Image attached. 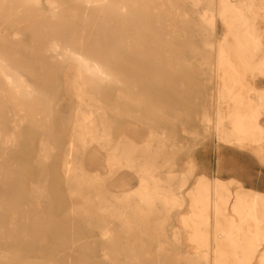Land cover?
Returning a JSON list of instances; mask_svg holds the SVG:
<instances>
[{"label":"rangeland","instance_id":"rangeland-1","mask_svg":"<svg viewBox=\"0 0 264 264\" xmlns=\"http://www.w3.org/2000/svg\"><path fill=\"white\" fill-rule=\"evenodd\" d=\"M202 8L210 14L206 0L193 6L199 26L190 23L160 37H146L156 70L144 71L140 53L127 51L130 41L141 39L137 21H131L132 36H108L109 29L101 24L87 30L91 34L87 32L82 40L88 46L132 74L133 99L117 96L115 87L102 90L105 95L100 93V99L89 94L78 98L73 75L61 69L64 85L56 91L54 116L26 121L11 112L13 106L1 107L2 135L10 139L6 147L0 141V194L6 207L17 213L14 218L0 215V264H260L264 244L252 260H245L252 253L246 232H232L231 243L226 240L221 247L225 252L216 251L213 233L221 220L211 205L215 184L224 181L231 190L243 186L234 179H221L205 152L232 147L250 151L263 164L264 131L261 141L241 143L224 138V134L231 136L227 130L216 131L217 110L222 127L232 128L228 114L234 104L218 97L221 78L217 74L226 69L216 68L218 53L209 52V43L222 41L227 29L220 20L213 21L214 27L202 25ZM257 27L264 33V20ZM193 29L202 30V35L196 36ZM74 32V41L81 40L79 17ZM165 47L169 51H153ZM132 48L137 51L141 46ZM37 56L41 54L32 55ZM231 56L234 62L241 58L238 53ZM241 75L244 85L264 93V73L245 70ZM258 120L264 126V108ZM72 139L77 146L67 157L73 169L66 179L65 149ZM151 158L153 170L162 175L161 193L147 206L138 177ZM120 179L133 181L134 187L114 195ZM233 205L232 197L228 215L233 214ZM195 208L203 215L196 216ZM83 216L93 218L86 221ZM100 225L112 236L103 237Z\"/></svg>","mask_w":264,"mask_h":264},{"label":"bare ground","instance_id":"bare-ground-1","mask_svg":"<svg viewBox=\"0 0 264 264\" xmlns=\"http://www.w3.org/2000/svg\"><path fill=\"white\" fill-rule=\"evenodd\" d=\"M201 2L203 0H0V109L11 105L13 106L11 112L16 117L22 115L26 121L30 119L34 121L37 117L46 119L54 116L59 97L56 91L61 90V86L64 85L59 78L61 69L70 71L73 75V85L78 98L83 94H89L92 98L100 99V93L104 94V91H101L107 87L119 89L117 92L119 97L125 95L135 98L132 95L134 94L132 88L136 82L131 77L132 74L126 72V67L108 62L100 51L93 50L82 39L90 35V31H93L97 24L109 29L108 36L126 34L132 36L134 31L131 21H137L136 28L142 40L130 41L127 51L140 53L139 59L147 69L144 67V71L156 70L158 66H154L151 60L153 58L150 49L146 47L149 43L146 37H160L165 32L169 34L175 29H185L192 25L190 23H193V26L198 25L193 6H199ZM257 2L206 0V5L211 8L210 14L206 13L207 9L203 10L205 6L201 11V19L205 22L202 25L214 27L213 21L220 20L227 29L222 41L209 43V52L218 53L219 61L216 68L226 69L223 74H217V77L221 78V82L217 83V91L223 102L234 104L228 114L232 128L222 127L221 112L217 110L218 124L215 129L217 132L227 130L231 136L224 134V138H235L240 143L244 140L261 141L264 131V126L258 120L264 108V93L259 88L252 86L248 88L239 79L242 76L241 71L245 70L264 73V33L257 27L258 22L264 20V3L263 0L261 4ZM78 17L82 20L84 34L80 35L81 40L74 41V36L77 37L74 23ZM121 29L123 31H120ZM193 30L196 36L202 35V30ZM100 34L102 33L99 32L97 35ZM230 37L233 42L229 41ZM135 44H140V50H133ZM153 51L164 53L169 50L165 47ZM235 53L241 55L238 62L232 61L231 55ZM33 54L41 56L32 57ZM45 55L47 56L42 58ZM139 83L141 85V81ZM94 90L100 92L94 94L96 92ZM139 93L141 95V92H137L135 96L140 99ZM210 125L206 124V127ZM3 131L4 128L0 127V141L2 146L6 147L10 136H3ZM74 141L75 139L69 140L65 149L63 171L66 179L73 169L67 157L74 154L77 146ZM152 160L153 158L148 160L145 171L138 177L141 181L139 182L143 184L142 202L147 206H152V203H155V196L161 193L158 189L162 175L156 174L153 170ZM133 184V181L120 179L115 185L117 191L112 194L126 192L134 187ZM235 184L240 186L238 183ZM151 185H154V190L149 189ZM215 186L211 205L216 217L221 220L213 233L216 251L225 252L221 247L226 240L231 243L232 232H246L250 235L249 245L252 253L246 256L245 260L250 261L264 244V210L261 208L263 195L244 188L231 190L224 181H218ZM232 197L233 214L228 215L227 206ZM1 198L3 197L0 194V215L16 214L15 210L6 207V200L3 201ZM206 200L203 206L205 209L208 207ZM201 212L199 208L194 209L196 216L203 215ZM92 218L83 216L82 219L87 221ZM205 218L206 214L203 220ZM98 227L103 229V237L112 236V232H109L106 226ZM238 237L241 238V235ZM258 260L260 264H264V250Z\"/></svg>","mask_w":264,"mask_h":264},{"label":"crops","instance_id":"crops-1","mask_svg":"<svg viewBox=\"0 0 264 264\" xmlns=\"http://www.w3.org/2000/svg\"><path fill=\"white\" fill-rule=\"evenodd\" d=\"M206 157L212 158L209 166L218 171L221 179L237 180L244 189L264 194V163L250 151L225 147L220 152H205Z\"/></svg>","mask_w":264,"mask_h":264}]
</instances>
